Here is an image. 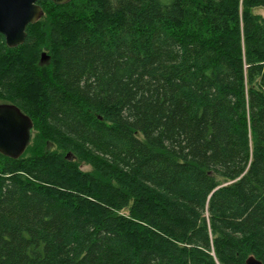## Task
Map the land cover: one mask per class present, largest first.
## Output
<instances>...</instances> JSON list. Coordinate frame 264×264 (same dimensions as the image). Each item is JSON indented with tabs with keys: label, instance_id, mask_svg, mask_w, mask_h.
<instances>
[{
	"label": "trees",
	"instance_id": "obj_1",
	"mask_svg": "<svg viewBox=\"0 0 264 264\" xmlns=\"http://www.w3.org/2000/svg\"><path fill=\"white\" fill-rule=\"evenodd\" d=\"M80 1L0 33V264L264 263V0Z\"/></svg>",
	"mask_w": 264,
	"mask_h": 264
},
{
	"label": "water",
	"instance_id": "obj_2",
	"mask_svg": "<svg viewBox=\"0 0 264 264\" xmlns=\"http://www.w3.org/2000/svg\"><path fill=\"white\" fill-rule=\"evenodd\" d=\"M65 4L70 0H50ZM39 0H0V33L9 47L21 45L29 24L37 22L43 10ZM44 56V55H43ZM33 120L17 105L0 103V152L12 158L20 157L32 139ZM246 264H264L251 255Z\"/></svg>",
	"mask_w": 264,
	"mask_h": 264
},
{
	"label": "rangeland",
	"instance_id": "obj_3",
	"mask_svg": "<svg viewBox=\"0 0 264 264\" xmlns=\"http://www.w3.org/2000/svg\"><path fill=\"white\" fill-rule=\"evenodd\" d=\"M81 1H82V0H81ZM81 1H80V3H81ZM254 12L264 17V8H263V7H257V8H255V9H254ZM45 17H46V16H45ZM44 62H46V61H44ZM43 65H44V63H40V61H39L38 64H37V66H39V67H40V66L42 67ZM31 91H32V89H31ZM5 101H7V100H1V99H0V103H1V102H5ZM37 133H38L37 128H34V131H33V138H35V136L37 135ZM34 145H35V144H34V140H33V142L31 143L30 147H33ZM53 149L55 150V147H54ZM81 168H82V170H84V171H91V170H92L89 166H87V165H85V164L82 165Z\"/></svg>",
	"mask_w": 264,
	"mask_h": 264
},
{
	"label": "flooded vegetation",
	"instance_id": "obj_4",
	"mask_svg": "<svg viewBox=\"0 0 264 264\" xmlns=\"http://www.w3.org/2000/svg\"><path fill=\"white\" fill-rule=\"evenodd\" d=\"M43 58H44V56H43ZM42 61L44 62V59H42Z\"/></svg>",
	"mask_w": 264,
	"mask_h": 264
}]
</instances>
